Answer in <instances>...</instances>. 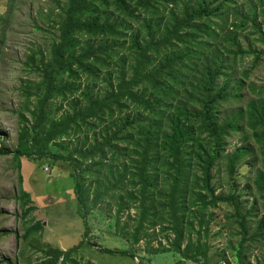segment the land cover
<instances>
[{
  "label": "trees",
  "instance_id": "16d2710c",
  "mask_svg": "<svg viewBox=\"0 0 264 264\" xmlns=\"http://www.w3.org/2000/svg\"><path fill=\"white\" fill-rule=\"evenodd\" d=\"M58 2L54 39L45 53L38 49L27 56V71L38 80L20 87L28 116L18 112L16 168L22 158H51L68 163L76 174L90 162L75 175L73 188L85 227L88 201L96 203L109 187L127 184L132 191L126 196L138 202L131 218L137 229L171 221L170 251L193 263L208 264L210 258L208 241H202L211 217L206 210L232 207L231 223L240 236L228 246L235 264H247L245 255L258 247L254 263L264 264V70L254 73L259 52L264 53V0ZM12 3L7 2L9 13ZM249 30L255 35L252 48L249 36H242ZM243 41L254 60L238 72L235 59L246 51ZM257 75L259 85L251 80ZM244 89L251 94L248 102ZM224 108L232 110L224 115ZM234 135L244 145L225 154L229 187L216 193L212 169ZM70 138L80 148L67 155L51 152V145L66 150ZM243 160L247 196L252 183L262 204L257 207L252 193L253 202L240 214L242 193L233 172ZM84 174H92L88 184ZM20 176L15 200L24 225L21 242L30 244L40 239L43 222L33 219L35 206ZM115 206L117 215L129 208L121 196H115ZM87 234L85 229L82 241L66 250L41 245L36 264H90L79 253L89 246Z\"/></svg>",
  "mask_w": 264,
  "mask_h": 264
},
{
  "label": "rangeland",
  "instance_id": "374dc122",
  "mask_svg": "<svg viewBox=\"0 0 264 264\" xmlns=\"http://www.w3.org/2000/svg\"><path fill=\"white\" fill-rule=\"evenodd\" d=\"M238 1L234 0V3ZM7 2L8 0H0V15H3L0 20V264H36L42 256L38 251L41 245L47 244L66 250L82 241L85 229L88 232L85 240L88 241L89 246L80 248L79 253L84 261L90 264H201L181 259L170 251L169 244L173 239L170 233L171 221L161 222L155 227L145 224L144 229H137V223L131 218L136 216L134 213L138 202L129 200L126 196L132 191V187L127 184L113 186L116 190L109 187L106 197L100 198L96 203L93 200L88 201L85 227L81 215L77 212V200L73 188L76 182L75 175L81 174L80 171L87 168L90 162L83 163L76 174L68 163L54 162L51 158L38 160L22 158L20 169L16 168V164L12 161V152L16 147L20 127L18 112L21 110L25 116H28L20 87L26 80H38V77L27 71L25 65L27 56L38 49L45 53L54 39L59 2L58 0H13L10 13L7 10ZM250 32L251 30L244 31L242 36H249L248 43L252 48L256 42H253L255 35L250 36ZM242 44L246 51L235 59L234 68L238 72L244 71L254 60L246 42L243 41ZM259 53L260 61L254 73L261 69L258 74L261 76L264 70V53ZM258 75L251 77L255 85L260 84L257 81ZM241 95L244 96L245 102L251 99L247 89H244ZM238 105L242 103H231L232 107ZM230 110L232 109L223 110L224 115ZM240 139L236 135L229 140L225 138L226 147L222 153L224 159L218 161L212 169V183L217 188L216 193L226 191L225 187H229L225 170L228 156L225 154L233 153L237 147L242 146V143L244 145V141L241 142ZM66 141V150H62L58 145H51V152L67 155L74 147L80 148L74 139L70 138ZM246 163V160L241 161L233 172L234 178H238L237 182L242 193L239 202L243 205L238 207L240 214L250 207L254 198L258 199L257 207L262 204L257 196L258 191L252 183L250 190L254 198L252 193H249L251 197L247 196L249 192L245 187L247 181L241 178L242 175L247 174ZM257 163L258 161L256 167L260 168ZM18 173L21 174L23 189L28 192L35 206L33 219L43 222L40 239L35 238L30 244L21 242L24 225L19 205L15 200L18 195ZM91 175L84 174L86 184L93 178ZM250 177L253 179V175ZM94 186L95 183L90 187V199L94 198V195L92 197V192H95ZM115 196H121L122 202L129 206V208L123 207L118 215ZM205 214L211 216L208 218V236L202 237V241H208L210 246L208 264H235L231 249L228 248L229 245L234 246L240 238L235 236L239 229L232 225L230 219V216L232 220L234 219V209L219 205L218 208H208ZM262 214L260 213L259 216ZM246 221L249 226L253 223L249 216ZM188 232L192 239L197 237L194 232ZM93 243L94 246L91 245ZM185 243L186 241L182 242V247ZM100 248L127 251L129 255L125 257L121 254H105L99 252ZM260 252V247L250 249L245 255L247 260L245 262L255 264L254 260L260 258Z\"/></svg>",
  "mask_w": 264,
  "mask_h": 264
}]
</instances>
